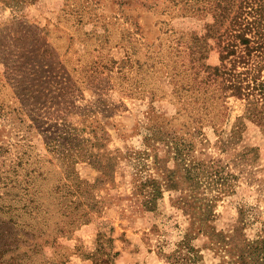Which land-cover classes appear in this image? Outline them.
Wrapping results in <instances>:
<instances>
[{"label":"rangeland","instance_id":"rangeland-1","mask_svg":"<svg viewBox=\"0 0 264 264\" xmlns=\"http://www.w3.org/2000/svg\"><path fill=\"white\" fill-rule=\"evenodd\" d=\"M217 4L0 0V264H171L188 235L221 264L213 235L264 237V106L213 77L230 51L264 78V0Z\"/></svg>","mask_w":264,"mask_h":264},{"label":"trees","instance_id":"trees-1","mask_svg":"<svg viewBox=\"0 0 264 264\" xmlns=\"http://www.w3.org/2000/svg\"><path fill=\"white\" fill-rule=\"evenodd\" d=\"M225 1L228 3V0H218V10L215 11V20L213 22V26L220 21V16L222 17L223 14L220 13V8L228 9V5L225 4V6H221V2ZM220 2V3H219ZM238 16V15H236ZM242 18L241 16H239ZM242 23V22H240ZM248 24H252L251 22H248ZM212 27V24L211 26ZM207 35H210L208 33ZM243 37V36H242ZM221 39V38H220ZM247 41L249 39L246 38ZM244 41V38H243ZM219 47L221 45V40L218 41ZM235 47L234 48H232ZM237 44L229 43L227 46H225L224 49L229 50L232 48V52L236 51ZM258 47V48H257ZM255 48V46L253 47ZM263 48L262 44H258L256 46V49ZM221 51H223L221 49ZM228 54H230V51L227 54L220 55L221 63L219 65H216L214 67V74L216 76H213L214 78L218 75H226L223 76V80L219 81L220 86L222 87V90L230 93L231 95H236L241 98H246L249 100L250 103V109L253 108V110H257V104H260L264 106V78L256 76L253 78V80H248L247 76H240L241 73L238 74L235 73V68H231L230 71L223 70L224 61L225 58L228 57ZM251 53H248L247 55H239L238 60L236 59L235 62L239 61L241 63H249V59ZM236 65V64H235ZM213 75V73L211 74ZM212 77V76H209ZM214 82L217 81V79L213 80ZM248 82V83H245ZM225 84V85H224ZM255 104V105H254ZM254 114V113H253ZM167 172V186L168 187H176L177 186V176H176V170L173 168L166 169ZM188 177V175H187ZM191 180L194 178L189 176ZM194 181V180H193ZM160 189L158 186L154 185L153 191H150L149 197V203H151L150 207H154L155 198L158 195ZM152 194V196H151ZM193 194V192H192ZM209 228H213V226H210L209 224H201L198 226V229L200 231H208ZM212 230V229H210ZM237 231V229H236ZM235 231V234H236ZM212 243L217 247L225 251L224 254H222V261L221 264H264V237L261 236H249V235H243V234H237L231 238H216L215 235L211 237ZM195 251H198L197 248L193 245L191 242V239L188 236L184 237L183 240H181L177 247L168 255V258L171 261V264H192L197 259V254Z\"/></svg>","mask_w":264,"mask_h":264}]
</instances>
